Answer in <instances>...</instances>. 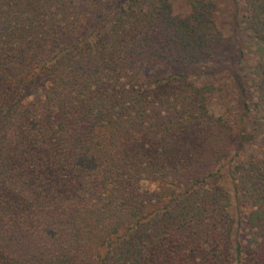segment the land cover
<instances>
[{
	"label": "trees",
	"instance_id": "trees-1",
	"mask_svg": "<svg viewBox=\"0 0 264 264\" xmlns=\"http://www.w3.org/2000/svg\"><path fill=\"white\" fill-rule=\"evenodd\" d=\"M188 6L0 0V264H264V0Z\"/></svg>",
	"mask_w": 264,
	"mask_h": 264
},
{
	"label": "rangeland",
	"instance_id": "rangeland-1",
	"mask_svg": "<svg viewBox=\"0 0 264 264\" xmlns=\"http://www.w3.org/2000/svg\"><path fill=\"white\" fill-rule=\"evenodd\" d=\"M173 4L174 11L180 14L187 13L189 9V0H171ZM239 0H218V12L216 15L217 23L221 31L222 41L214 46V54L217 60L216 65L219 68H224L227 64V59L234 52L237 43L243 40L244 31L238 25V20L236 17V12L238 9L237 4ZM240 65L236 67L237 74L243 79L245 70L239 68ZM177 69H180L177 67ZM222 70L217 78L213 81L218 86L223 87V92L220 97L214 95L210 99L209 106L215 113H221L223 111L230 112V117L236 118V112H238L237 98H238V84L237 79H233V73L230 71L225 72ZM246 76V74H245ZM211 81V80H209ZM220 94V93H218ZM256 128V130H253ZM248 129L255 133V141L246 144L245 152L247 155H255L262 153L264 149V139L262 132L258 126L251 124ZM264 153V151H263Z\"/></svg>",
	"mask_w": 264,
	"mask_h": 264
}]
</instances>
